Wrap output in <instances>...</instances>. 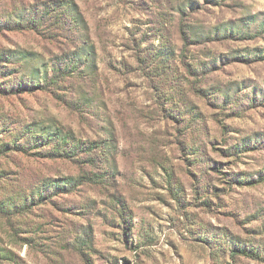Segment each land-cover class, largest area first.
<instances>
[{
	"label": "rangeland",
	"instance_id": "374dc122",
	"mask_svg": "<svg viewBox=\"0 0 264 264\" xmlns=\"http://www.w3.org/2000/svg\"><path fill=\"white\" fill-rule=\"evenodd\" d=\"M0 264H264V0H0Z\"/></svg>",
	"mask_w": 264,
	"mask_h": 264
},
{
	"label": "trees",
	"instance_id": "16d2710c",
	"mask_svg": "<svg viewBox=\"0 0 264 264\" xmlns=\"http://www.w3.org/2000/svg\"><path fill=\"white\" fill-rule=\"evenodd\" d=\"M41 196V195H40ZM42 197V196H41Z\"/></svg>",
	"mask_w": 264,
	"mask_h": 264
}]
</instances>
